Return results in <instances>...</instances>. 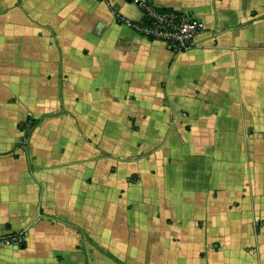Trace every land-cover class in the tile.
Returning <instances> with one entry per match:
<instances>
[{
    "label": "crops",
    "instance_id": "obj_1",
    "mask_svg": "<svg viewBox=\"0 0 264 264\" xmlns=\"http://www.w3.org/2000/svg\"><path fill=\"white\" fill-rule=\"evenodd\" d=\"M152 1L0 0V264H264V0Z\"/></svg>",
    "mask_w": 264,
    "mask_h": 264
},
{
    "label": "built area",
    "instance_id": "obj_2",
    "mask_svg": "<svg viewBox=\"0 0 264 264\" xmlns=\"http://www.w3.org/2000/svg\"><path fill=\"white\" fill-rule=\"evenodd\" d=\"M129 1L140 7V18L128 20L117 17V20L145 37L161 40L172 53L183 51L194 44L195 36L204 28L200 18L185 11L162 7L152 0ZM0 242L19 245L22 235L8 233L0 236Z\"/></svg>",
    "mask_w": 264,
    "mask_h": 264
},
{
    "label": "rangeland",
    "instance_id": "obj_3",
    "mask_svg": "<svg viewBox=\"0 0 264 264\" xmlns=\"http://www.w3.org/2000/svg\"><path fill=\"white\" fill-rule=\"evenodd\" d=\"M27 141H28L27 135H26V136L24 135V136L22 137V139H21V143H22L23 145H26Z\"/></svg>",
    "mask_w": 264,
    "mask_h": 264
},
{
    "label": "trees",
    "instance_id": "obj_4",
    "mask_svg": "<svg viewBox=\"0 0 264 264\" xmlns=\"http://www.w3.org/2000/svg\"><path fill=\"white\" fill-rule=\"evenodd\" d=\"M37 121V119H30L29 126L34 124Z\"/></svg>",
    "mask_w": 264,
    "mask_h": 264
}]
</instances>
